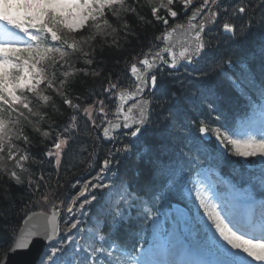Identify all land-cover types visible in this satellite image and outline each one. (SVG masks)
<instances>
[{"label": "snow or ice", "instance_id": "1", "mask_svg": "<svg viewBox=\"0 0 264 264\" xmlns=\"http://www.w3.org/2000/svg\"><path fill=\"white\" fill-rule=\"evenodd\" d=\"M74 144L83 178L47 227L16 232L0 208V264H264V0H20L0 15L3 199L12 185L56 199L44 165L58 173Z\"/></svg>", "mask_w": 264, "mask_h": 264}, {"label": "trees", "instance_id": "2", "mask_svg": "<svg viewBox=\"0 0 264 264\" xmlns=\"http://www.w3.org/2000/svg\"><path fill=\"white\" fill-rule=\"evenodd\" d=\"M183 17L177 19L175 22L181 21ZM135 23V21H133ZM137 31L141 33L143 37L147 38V42L151 41V37L154 33L153 28H147L146 30L141 28H137ZM159 34V33H156ZM103 39V38H101ZM108 42H111V37L109 36ZM146 42V40L141 41H133L132 42V48L129 49V51H132L133 49L135 51H139L140 48L143 46V44ZM121 43H123V39L121 38ZM97 48L100 47L99 44L96 45ZM227 51V49H225ZM106 57V65L108 69H111L113 71H120V68L123 67V64L121 65H115L114 60L116 57V54L105 52ZM99 58V56H97ZM71 71V70H70ZM82 90V89H78ZM56 104L59 105L60 101L57 98ZM45 111L51 112V109H46ZM59 120H63L64 117H59ZM53 120H57V117L55 115L51 116V119H45L44 123L48 124L52 122ZM77 145L74 144L72 146V150L69 151L66 156L64 157V164L60 168L59 172L57 173L55 170L51 168V166L47 163L44 165V170L46 171L47 175L50 177L48 183L52 185L53 188L56 186V177L57 175L60 177V183L64 184L65 186L59 190L58 197L54 200H50V202L59 201L61 198H63L64 195L69 194L72 192L71 183L70 182L74 179H82L81 171L82 167L80 165V161L82 160V157L79 155V153L76 151ZM106 147L104 150H106ZM43 149L40 148H33L32 152L36 155H42ZM103 153H101L102 155ZM73 165H76V167H72ZM66 169H70V171H66ZM38 174V173H37ZM27 175V174H25ZM4 184H0V208H2L4 211L8 212V216L6 217L7 224L10 226L11 229L18 230L22 218L29 212L39 205L42 204V200L39 196H29L23 188L17 187L15 185H12L10 188V194L7 196V199H3L5 193H4ZM10 239V235L7 232H3L0 230V247H4L6 249L5 242ZM3 253V251H0V256Z\"/></svg>", "mask_w": 264, "mask_h": 264}, {"label": "water", "instance_id": "3", "mask_svg": "<svg viewBox=\"0 0 264 264\" xmlns=\"http://www.w3.org/2000/svg\"><path fill=\"white\" fill-rule=\"evenodd\" d=\"M187 34V29L183 33H176L172 37V42L179 44L182 42ZM179 50V48H177ZM54 211L51 210L50 213H43V212H35L29 214L22 222V226L18 232L26 229H39L43 230L45 227L49 225V220L52 217ZM59 215L57 216L56 223L58 222Z\"/></svg>", "mask_w": 264, "mask_h": 264}, {"label": "rangeland", "instance_id": "4", "mask_svg": "<svg viewBox=\"0 0 264 264\" xmlns=\"http://www.w3.org/2000/svg\"><path fill=\"white\" fill-rule=\"evenodd\" d=\"M10 8H11V9H14V5H13V4H12V5H10ZM63 219H64V218H63Z\"/></svg>", "mask_w": 264, "mask_h": 264}]
</instances>
